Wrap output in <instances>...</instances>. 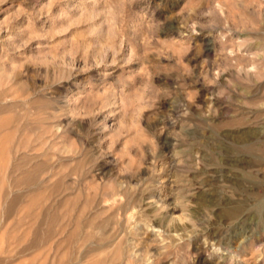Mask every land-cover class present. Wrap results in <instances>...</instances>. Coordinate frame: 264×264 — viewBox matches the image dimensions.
Listing matches in <instances>:
<instances>
[{
    "label": "rangeland",
    "instance_id": "1",
    "mask_svg": "<svg viewBox=\"0 0 264 264\" xmlns=\"http://www.w3.org/2000/svg\"><path fill=\"white\" fill-rule=\"evenodd\" d=\"M0 264H264V0H0Z\"/></svg>",
    "mask_w": 264,
    "mask_h": 264
}]
</instances>
